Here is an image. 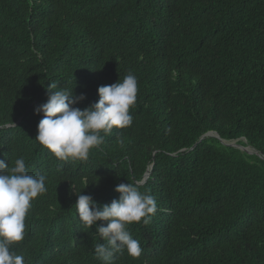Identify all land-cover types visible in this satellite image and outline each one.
<instances>
[{"label": "trees", "instance_id": "16d2710c", "mask_svg": "<svg viewBox=\"0 0 264 264\" xmlns=\"http://www.w3.org/2000/svg\"><path fill=\"white\" fill-rule=\"evenodd\" d=\"M129 72L133 122L86 161L35 141L53 81L83 110ZM19 157L47 177L15 246L25 264H102L71 185L104 205L137 179L157 210L129 226L141 255L112 264H264V0H0V160Z\"/></svg>", "mask_w": 264, "mask_h": 264}, {"label": "clouds", "instance_id": "9594fccd", "mask_svg": "<svg viewBox=\"0 0 264 264\" xmlns=\"http://www.w3.org/2000/svg\"><path fill=\"white\" fill-rule=\"evenodd\" d=\"M53 81L47 88V101L35 108L43 115L37 125L35 141L61 161H86L90 151L104 143L114 128L130 126V109L137 101V77L129 72L123 80L98 88L99 100L81 110L75 105L86 100V94H75L74 89L59 87ZM46 176L30 175L23 157L10 166L0 160V264H25V256L15 246L25 238V220L32 202L47 192ZM144 180L121 183L115 191L118 199L109 204H98L91 195L77 194L74 205L81 225L85 229L96 226V235L104 241L94 246L102 264H112L114 255L127 251L137 258L142 249L134 239L129 226L134 223L148 225L157 210L155 198L142 192ZM106 222V223H98Z\"/></svg>", "mask_w": 264, "mask_h": 264}, {"label": "water", "instance_id": "95a60500", "mask_svg": "<svg viewBox=\"0 0 264 264\" xmlns=\"http://www.w3.org/2000/svg\"><path fill=\"white\" fill-rule=\"evenodd\" d=\"M204 136H214V137H217V138H219V135L216 133V132H208V133H206ZM204 136H202V138H204ZM224 144H226V145H228V146H233V147H237V148H239V149H241V150H243V151H245V152H247V153H249V154H252V153H254L255 152V150L252 148V147H242V146H240V145H238L237 143H236V141H230V142H228V141H224V140H221ZM195 146V145H194ZM148 177V174L145 176V179Z\"/></svg>", "mask_w": 264, "mask_h": 264}]
</instances>
